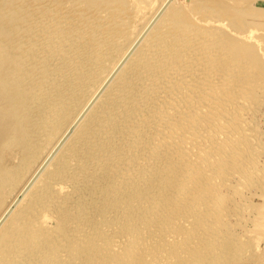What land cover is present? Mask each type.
<instances>
[{
	"label": "bare ground",
	"instance_id": "1",
	"mask_svg": "<svg viewBox=\"0 0 264 264\" xmlns=\"http://www.w3.org/2000/svg\"><path fill=\"white\" fill-rule=\"evenodd\" d=\"M262 60L264 0L1 2L0 264L166 262L153 213L195 234L191 264H225Z\"/></svg>",
	"mask_w": 264,
	"mask_h": 264
},
{
	"label": "rangeland",
	"instance_id": "2",
	"mask_svg": "<svg viewBox=\"0 0 264 264\" xmlns=\"http://www.w3.org/2000/svg\"><path fill=\"white\" fill-rule=\"evenodd\" d=\"M3 1L4 0H0V3ZM261 71H262V79L259 82V85H257V87L255 89V94L257 93L259 95V96H257L258 98L256 100L258 102V105L260 102H262V103H261V105H259L260 109L257 108V106L253 108L254 112L256 111V113H258V114H255V113H253L252 110H250L249 113H248V111H246L243 115V117H246L245 119L250 121V123H248V125H247L248 127L246 126V129L249 127H250L249 129H251V130L253 128H255V130L262 129L261 130L262 134L260 135L261 137H259L260 140L258 139L260 142H262L261 140L263 139V142L261 144L259 143L262 147H259L260 145H257L258 147L256 149H258V150L255 149V151H254V153L259 154L258 155L259 157L256 159L257 160L260 159V160H259V164L258 163L256 164L255 169L252 170L250 173H247L246 176H244V180H242L243 178L242 179L240 178L243 186L241 185V183L238 184L239 187H237L238 188L237 190L242 195L241 201L238 202L239 203L237 206L238 208L235 207V210H234V208L231 209V211L229 212L228 215H226V217L223 216V221L225 222V224L220 225L219 231L221 232V234H219L214 240L217 243L218 242L222 243V245L227 248V250H223L219 254V258L221 260L224 259L225 262L222 261V263H225V264H264V153L262 152L264 149L263 148L264 147V132H263L264 131V60L261 61ZM258 109H259V111L260 110L261 111L259 112ZM252 113H253V115H256L257 118L255 116H253ZM249 118H251V119L253 118V121H251V119H249ZM251 126H252V128H251ZM222 129L224 130V132H228V133L229 132H231V133L235 132V131H233V129H227V128L225 129V127H222ZM228 130H231V131H228ZM245 131H246V133H250V130H248V129ZM241 133H242V131H240V134ZM241 138H243V137H241ZM259 149H261V150H259ZM260 151L262 154L260 153ZM206 166H207V164H206ZM206 171H208V170H206ZM257 171H259V172L257 173ZM251 174H254V176H256V177H259V179L254 178V176H252ZM235 175H236V173H234L231 176V180H234V181L238 180L237 177H239V175H236L237 177ZM248 177H250L251 179ZM245 178H247V179H245ZM253 178L255 179V181L252 180ZM256 179H258L259 181H257ZM235 182H237V181H235ZM240 186H241V188H243V190L240 188ZM221 188L222 187L220 186L219 189H221ZM222 189L226 192L229 190V188H226V187H223ZM173 193H175V192H173ZM181 194H183V192ZM180 198H182V195ZM61 200H62L61 196L58 195L54 204L59 203ZM179 201H177L178 203L176 205H179V203H180ZM248 204H250V205H248ZM240 205H241V207H240ZM156 208L157 209L159 208L158 205L153 209V211H155ZM235 211L237 212V214L235 213ZM151 213H153V212H151ZM235 214L237 216L239 214V216L236 219H235V216H236ZM155 217H156V215H154V213H153V215L152 214L150 215L148 226L145 229V233H148L157 227H159V228L161 227V229L159 230V232L156 231L158 233L155 234V232H154L152 235V243H150V245L148 246V247H150V249L148 250V254L146 255L147 261L151 260L152 258H155L156 253H159V255L162 254L163 256H166L169 251H175V254L172 255V257L168 261L165 260L166 262H164L162 260L161 262H156L155 264H175L176 257L181 258V263H183V264H191L192 262H194V258H193L194 251L192 249H190V247L192 246V243L194 241L195 234H194V237L193 236L188 237L185 234H178V233L171 232L167 225L164 226L161 221L156 222ZM54 218L55 217L51 218L48 221V223H47L48 226L53 227L55 225V219ZM238 218H240V219H238ZM226 220H227V222H226ZM230 222H231V224H230ZM228 224H230L232 228ZM237 224H238V226H237ZM198 225H201V224L197 223L195 225V227ZM233 226H236V227H233ZM221 228L223 231L225 229V231L223 232L221 230ZM232 231H234V233ZM175 236H176V238H175ZM163 238H164V241H162ZM182 238H186V240L184 241L182 246H180V247L173 246V243H176V241H178L179 239H182ZM159 242H162V246L159 245L158 248L153 247V246L158 245ZM199 247L201 250H205L209 247V245H201ZM129 254L130 255L135 254V251L134 250L129 251ZM220 263H221V261H218V260L213 262V264H220Z\"/></svg>",
	"mask_w": 264,
	"mask_h": 264
}]
</instances>
